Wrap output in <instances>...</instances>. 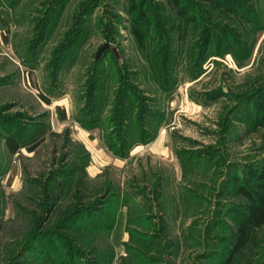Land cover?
<instances>
[{
    "label": "rangeland",
    "instance_id": "374dc122",
    "mask_svg": "<svg viewBox=\"0 0 264 264\" xmlns=\"http://www.w3.org/2000/svg\"><path fill=\"white\" fill-rule=\"evenodd\" d=\"M177 2L0 0V264H264V0Z\"/></svg>",
    "mask_w": 264,
    "mask_h": 264
},
{
    "label": "trees",
    "instance_id": "16d2710c",
    "mask_svg": "<svg viewBox=\"0 0 264 264\" xmlns=\"http://www.w3.org/2000/svg\"><path fill=\"white\" fill-rule=\"evenodd\" d=\"M174 2V5L178 10H182V5L178 4L177 0H172ZM179 10V11H180ZM182 13V12H181ZM143 14L139 13L136 17L135 23L137 26H141V23L143 21ZM46 101H49L47 98H44ZM37 141L32 142L30 145H27L28 151H31L35 148L37 145ZM5 145L10 153H15L22 145L17 142V140L14 139L13 136H7L5 138ZM258 177V176H257ZM259 177H262L264 179V172L259 174ZM239 191L245 196V198L249 202V206L247 209V216L245 217V220L238 226V230L240 231V234H243L246 230V226H259L264 224V180L263 183L260 185V196H255L252 191L244 187L243 185H239L238 187Z\"/></svg>",
    "mask_w": 264,
    "mask_h": 264
},
{
    "label": "water",
    "instance_id": "95a60500",
    "mask_svg": "<svg viewBox=\"0 0 264 264\" xmlns=\"http://www.w3.org/2000/svg\"><path fill=\"white\" fill-rule=\"evenodd\" d=\"M108 48H109V44H108V43H103V44L98 48L95 57L98 58V57H99V54H100L102 51H104V50H106V49H108Z\"/></svg>",
    "mask_w": 264,
    "mask_h": 264
}]
</instances>
